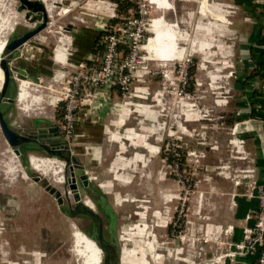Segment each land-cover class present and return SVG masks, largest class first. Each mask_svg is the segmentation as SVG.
I'll list each match as a JSON object with an SVG mask.
<instances>
[{
	"label": "rangeland",
	"instance_id": "rangeland-1",
	"mask_svg": "<svg viewBox=\"0 0 264 264\" xmlns=\"http://www.w3.org/2000/svg\"><path fill=\"white\" fill-rule=\"evenodd\" d=\"M53 1L56 7L48 13L44 34L53 44L60 43L56 59L63 64L75 27L90 26L103 31L102 36L106 34L103 29L113 32L123 26L118 28L121 35L128 30L126 19L138 16L141 8L151 23L139 53L129 55L127 43L123 44L126 52L120 49L116 66L126 65L129 70L123 74L116 70L114 80L121 76L122 86L95 88L83 65L58 70L60 78L36 90L45 98L40 111L48 114L57 111L58 103L70 94L72 114H77L73 115L69 146L82 165L74 175L81 186L79 177L87 174L89 182L105 193L117 220L121 259L125 248L140 244L135 232L146 225L147 238L158 241L160 261L149 259L151 264H226L233 248L230 230L235 197L245 190L246 170L253 167L247 140L235 131L233 121L234 83L244 32L240 30H245L242 24L229 21L236 9L228 0H207L212 15L201 14V0H133L136 7L119 16L115 0H44L48 5ZM103 1L108 15L99 12ZM20 6V0H0V42L5 41L4 46L38 24ZM215 20L219 27L212 24ZM69 22L74 30H66ZM199 24L206 27L202 33ZM4 46L0 60L7 58L10 66L12 56ZM104 50L103 44L92 59L95 65L102 66ZM76 74H82L78 90L68 85ZM13 81L14 101L9 109L4 102L0 108L11 126L27 129L30 122H23L26 118L17 103L19 85ZM3 83L0 68V90ZM103 89L114 91V106L110 103L112 107L99 124L110 125L115 117L128 115L121 126L103 127L104 131L100 128L88 136L86 126L79 129L78 117L84 107L93 117L89 109ZM60 110L65 112L63 105ZM23 151L30 163L27 167L0 125V256L5 255L0 263L81 264L74 233L81 231L90 237L93 229L87 215L72 213L67 204L64 180L72 176L69 168L66 171L65 158L36 145L24 146ZM32 158L56 160L62 170L42 173L33 168ZM58 177L63 181H56ZM46 185L61 191L62 204ZM81 192L90 200L83 188ZM68 198L74 208L70 191ZM20 253L24 259L19 260Z\"/></svg>",
	"mask_w": 264,
	"mask_h": 264
},
{
	"label": "crops",
	"instance_id": "crops-1",
	"mask_svg": "<svg viewBox=\"0 0 264 264\" xmlns=\"http://www.w3.org/2000/svg\"><path fill=\"white\" fill-rule=\"evenodd\" d=\"M44 2V0H41ZM117 1V0H115ZM229 3L236 9L237 14L231 16V23H240L242 28L241 50L239 51V59L241 64L237 66L235 83H234V99H235V115H233L234 126L237 125V132L247 140L248 149L252 156V165L255 168V179L263 184L264 183V0H228ZM56 3V1H53ZM45 3V2H44ZM52 3V2H51ZM50 3V4H51ZM61 3V2H60ZM99 12L104 15H108L106 10L105 1ZM169 7L173 5L171 2H167ZM47 9L50 4L45 3ZM107 4V3H106ZM55 5V4H54ZM53 5V6H54ZM201 14L211 13L212 11L207 7V0H201ZM70 10V9H69ZM68 10V11H69ZM67 11V12H68ZM97 11V10H96ZM49 12V10H48ZM66 12V13H67ZM202 16V15H201ZM78 17V16H75ZM202 17H205L203 15ZM113 21V20H112ZM69 27L66 26V30H74L72 22H69ZM215 27H219L218 22L215 20L212 23ZM206 29L205 26L199 24L198 32L202 33ZM45 30L40 31L34 37L19 46L12 54L10 68L12 72V79H16L18 83V96L17 103L19 110L23 111L27 125L25 128H16L20 132H28L33 134L34 132H41L40 130H46L49 132V128L56 126L57 122L54 121L55 117H60L62 112L60 106L57 105V111L53 114H48L40 111L42 99L45 100L41 93H37L38 86H41L48 80L60 78L58 70L64 68L81 69L80 66H89L100 51L98 38L101 36V32L90 26L75 27L73 42L69 35L61 33L62 36L70 37V43L68 44V50L66 53V63H61L56 59V51L60 43L56 44L49 37L44 34ZM61 38V36L59 37ZM171 39V32L167 37ZM98 41V42H97ZM72 46V47H71ZM16 74L20 76L23 81H27V95L20 97L22 81L15 78ZM14 81L8 88V95L12 98ZM107 89V88H106ZM102 90L99 93L98 102L89 110L92 111V116H89L88 112L84 111L86 108H82L79 115V129H85L88 136H93L96 130L104 131L103 127L111 128V126H121L123 119L126 115L121 117H115L109 124H99L101 117L106 115V111L110 109V106H114L111 103L112 97H114V91ZM29 96V97H28ZM36 97H40L39 102H34ZM9 98V99H10ZM7 104V109L10 108V100L4 102ZM111 103V105H110ZM59 104V103H58ZM43 106V105H42ZM111 106V107H112ZM11 115V114H10ZM9 117V116H8ZM92 118V120H90ZM8 121V120H7ZM24 124V126H25ZM23 126V125H21ZM78 129V130H79ZM59 130V129H58ZM80 131V130H79ZM110 132V130H109ZM114 133V132H113ZM115 135H112L114 139ZM32 164V162H31ZM258 201L256 198H250L244 194H238L235 197V206L232 213V228L230 230V241L232 244L239 242L243 237L244 227L252 225L254 219L248 218V216L257 209ZM155 215H157L155 213ZM142 215H140L141 217ZM144 219V217H141ZM144 226V225H143ZM147 226L138 227L135 232V237L139 238L140 244L134 246L131 249H124L122 253V262L124 264H151L153 259L159 260V255L156 253L158 248V241L155 237L148 239ZM75 236V235H74ZM144 236V237H143ZM90 238V237H89ZM76 241V238H75ZM76 245V243H75ZM7 253V252H5ZM9 253V252H8ZM38 258V253L32 254ZM4 254L0 256V259L4 258ZM19 260L24 259L23 254L20 253ZM32 256L30 255V258ZM150 257V258H149ZM256 254H246L238 257L233 264H253L256 261ZM11 259V256L9 257ZM151 260V262L149 261ZM28 260V259H27ZM102 261V260H101ZM29 262V261H28ZM1 264V263H0ZM13 264H21L20 261H13Z\"/></svg>",
	"mask_w": 264,
	"mask_h": 264
},
{
	"label": "built area",
	"instance_id": "built-area-1",
	"mask_svg": "<svg viewBox=\"0 0 264 264\" xmlns=\"http://www.w3.org/2000/svg\"><path fill=\"white\" fill-rule=\"evenodd\" d=\"M55 7L56 5H54V8ZM126 21L128 32L126 31L124 34L120 35L118 32L119 30H122L123 26H119V30L116 28L117 30L113 32L108 28L103 29L106 34L104 35L105 38L103 36L105 50L102 55V66L95 65V62L91 63V66H86L88 74L91 75L90 81L95 88L109 84H119L122 86L123 81L121 76L114 80V78H116V70H119V73L117 74H123V71H126L127 73L129 70L126 65L116 66L117 56L120 52L119 46L127 43L129 45V55H136L146 41V35L150 30L151 23L146 16L145 10L141 8L138 16H129ZM81 77L82 74H76L72 80H68V85L70 83L73 89L78 90V82L82 79ZM15 78L20 79L23 82L18 74H16ZM84 89L86 90L87 88ZM65 97L66 99L61 100L64 102L63 108H65V112L60 116L59 120H57V127L60 134L69 141V138L73 133V115L76 116L77 113L75 112V114H72V108L69 105L70 94ZM234 129L237 131V125L234 126ZM246 172L247 174L244 176L245 178L247 177L246 187L244 191L240 192V194H244L250 198H256L258 201V207L248 216V218L254 219V223L245 226L242 239L239 242L232 244L233 248L228 254V262L226 264H233L238 257L246 254L257 255L256 261L253 264H264V183L261 184L255 179L254 167L246 170Z\"/></svg>",
	"mask_w": 264,
	"mask_h": 264
},
{
	"label": "flooded vegetation",
	"instance_id": "flooded-vegetation-1",
	"mask_svg": "<svg viewBox=\"0 0 264 264\" xmlns=\"http://www.w3.org/2000/svg\"><path fill=\"white\" fill-rule=\"evenodd\" d=\"M21 6H22V2H21ZM35 8L36 6H34L33 4H32V7L29 6L28 4H24V6L22 7L23 10L26 9L28 11L26 15L30 20H34L38 22V24L35 26V28H37L43 22V12L38 11V10L35 11ZM47 24H48V21L45 27L43 28V30L46 28ZM16 37H19V36H16ZM34 137H36V135ZM43 143L47 144L50 148H52L51 142H48L46 140ZM31 145H36V146H39L45 149L41 144L34 142V143H28V144L22 145L21 150L22 148H24V146H31ZM54 148L55 150L60 151L58 154H55V155L60 156L62 158H66L68 156V148H66L65 146L64 147L56 146ZM68 168L71 171V176H72L73 172L75 173L76 170L82 169V165L81 164H69L67 165L66 171ZM81 176L82 175H80L79 177L81 186L76 177L77 188L72 187V179L70 180L69 178L67 179V177L65 178L64 188H65V194L67 198V204L72 209L71 211L72 213L76 215L84 214V215H87L91 219L90 225L93 231L90 233V237L94 239L96 243L103 249L102 250L103 259L100 264H108L107 259H106L108 254H109L110 264H122V260L120 257V251H119V245L117 243L116 233H115V224L117 222L115 213L111 209V206L109 204V201L105 193L101 189L94 187L89 182V178H88L87 184H85L84 183L85 179H82ZM50 188H53V187H50ZM81 188H83V190L86 192L85 194L90 198V200L88 201L92 203L91 206L88 205L87 200L83 198L84 196L82 195ZM69 191L73 194L74 203H75V206H73L74 208H72V202L68 198ZM53 194H55L58 200L59 198H61L59 204H62L63 201H62L61 191H59L56 188ZM86 207L96 212L99 215V217L90 214Z\"/></svg>",
	"mask_w": 264,
	"mask_h": 264
},
{
	"label": "water",
	"instance_id": "water-1",
	"mask_svg": "<svg viewBox=\"0 0 264 264\" xmlns=\"http://www.w3.org/2000/svg\"><path fill=\"white\" fill-rule=\"evenodd\" d=\"M22 2V6H20V8H22L24 6V4H28L29 6L32 7V4L34 6H36L35 11H41L43 12V22L37 27L34 28L32 30H28L27 32H25L24 34H22L19 37H16L14 39H12L7 45L4 46V51L12 54L19 46H21L23 43H25L26 41H28L29 39H31L32 37H34L36 34H38L41 30H43V28L45 27L48 18H49V14H48V9L47 6L44 2H42L41 0H21ZM2 64V69L4 71V84L2 89L0 90V105L3 102H7L8 100H10V102H13L14 99L10 98L8 96V88L10 86V84L12 83V72H11V68L9 66L8 60L7 58H3L1 61ZM10 98V99H9ZM0 125H1V129L2 132L5 136V138L7 139L8 143L14 147L15 152L18 156L21 155L22 150L21 147L24 144H28V143H38L41 144L46 150H48V152L52 153V154H58L60 151L55 150L54 147L56 146H62V147H66L68 148V156L65 158L67 164H80V159L77 155L73 154L72 150L70 149L69 146V141L66 140L59 132L58 127L53 126L51 128H49V132H47L46 130H40L41 132H34L33 134H29L28 132H20L18 131L16 128H14L13 126H11V124L7 121L5 113L2 111V109L0 108ZM36 135V137H34ZM51 142V147L50 148L47 144H44L43 142L45 141ZM73 168V166H72ZM82 179H85V184H87L88 182V175L87 174H83L81 176ZM35 180L39 181L40 177L39 176H35ZM72 187L77 188V184H76V177L74 175V172L72 173ZM48 190H50L52 193L55 192L56 188H50V186L48 185L46 187ZM61 198H59V202H60ZM88 212L92 215H95L97 217H99V215L94 212L93 210L88 209V207H86ZM95 243L96 241L94 239H92ZM96 245L103 250L97 243ZM112 248V247H111ZM103 252V251H102ZM107 263L110 264L109 261V254L107 255Z\"/></svg>",
	"mask_w": 264,
	"mask_h": 264
},
{
	"label": "bare ground",
	"instance_id": "bare-ground-1",
	"mask_svg": "<svg viewBox=\"0 0 264 264\" xmlns=\"http://www.w3.org/2000/svg\"><path fill=\"white\" fill-rule=\"evenodd\" d=\"M54 4H55V2H52L50 4V6L48 8L49 11L53 10ZM4 43H5V41L0 42V51L2 50ZM2 59L0 60V68H1L3 75H4V71L2 69V64H1ZM4 79H5V77H4ZM27 88H28L27 81H23L22 85H21L20 97L24 98L27 95V93H28ZM35 99L39 100V97H36ZM35 99H34V101H35ZM31 162H32L33 168L41 171L42 173H47V171L50 169H53L55 173H58L59 171L62 170V165L57 163V161L53 160V159L32 158ZM56 181L62 182L63 179H62V177H58V179ZM87 203L90 206L92 204L88 200H87ZM74 235L76 238V241H75L76 253L78 256H80L82 258L81 264H100L101 260H102V250L96 245V243L91 238H89L85 233H83L81 231H76L74 233Z\"/></svg>",
	"mask_w": 264,
	"mask_h": 264
},
{
	"label": "trees",
	"instance_id": "trees-1",
	"mask_svg": "<svg viewBox=\"0 0 264 264\" xmlns=\"http://www.w3.org/2000/svg\"><path fill=\"white\" fill-rule=\"evenodd\" d=\"M116 2H117V13H118L119 16L127 15L131 8L136 7V5H135L133 0H117ZM116 21H117V19H113V22H116ZM102 36H100V38H98L99 48H97V49L100 50V51H102V47H103V44L101 43ZM121 48H124L125 52L128 50L127 46L123 45V44H121L119 46V49H121ZM89 63H93V61L92 62L90 61ZM12 82H13V80H12ZM62 105H64V102H60L59 103V106H62ZM23 150H24V148H22L21 159H22L23 165L27 167V166H29L30 163H29L28 158L25 156Z\"/></svg>",
	"mask_w": 264,
	"mask_h": 264
}]
</instances>
